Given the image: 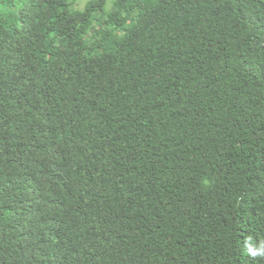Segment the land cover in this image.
Wrapping results in <instances>:
<instances>
[{"label":"trees","instance_id":"16d2710c","mask_svg":"<svg viewBox=\"0 0 264 264\" xmlns=\"http://www.w3.org/2000/svg\"><path fill=\"white\" fill-rule=\"evenodd\" d=\"M0 0V264H264V0Z\"/></svg>","mask_w":264,"mask_h":264},{"label":"rangeland","instance_id":"374dc122","mask_svg":"<svg viewBox=\"0 0 264 264\" xmlns=\"http://www.w3.org/2000/svg\"><path fill=\"white\" fill-rule=\"evenodd\" d=\"M76 1H77L76 4H78L79 6L82 5L83 0H76Z\"/></svg>","mask_w":264,"mask_h":264}]
</instances>
